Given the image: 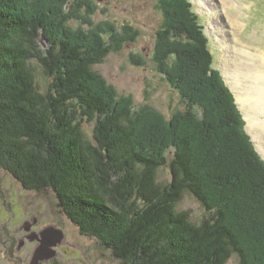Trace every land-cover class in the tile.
I'll list each match as a JSON object with an SVG mask.
<instances>
[{
    "label": "trees",
    "instance_id": "1",
    "mask_svg": "<svg viewBox=\"0 0 264 264\" xmlns=\"http://www.w3.org/2000/svg\"><path fill=\"white\" fill-rule=\"evenodd\" d=\"M35 6L0 0V167L24 188L53 189L80 232L124 264H228L234 255L238 264H264V225L259 233L251 228L264 224V160L214 67L191 0H159L164 30L156 54L188 107L170 119L143 109L159 122H146L143 133L140 110L113 100L95 69L114 48L104 28L87 32L70 25L76 11ZM175 7L184 14L175 18ZM34 59L51 79L46 89ZM198 69L199 84L191 76ZM85 121L94 122V142ZM163 166L168 182L158 176ZM185 193L206 209L201 222L177 209Z\"/></svg>",
    "mask_w": 264,
    "mask_h": 264
},
{
    "label": "rangeland",
    "instance_id": "2",
    "mask_svg": "<svg viewBox=\"0 0 264 264\" xmlns=\"http://www.w3.org/2000/svg\"><path fill=\"white\" fill-rule=\"evenodd\" d=\"M65 1L35 0V11L56 9V5H60L63 14L70 15L72 11H76L78 19H71L69 21L71 26L78 29L79 27L85 28L87 32L95 30L96 27L104 28L105 44L111 40L114 48L101 64L95 65V69L106 79L108 85L103 84L110 91L107 92L111 94L113 100L118 97L124 102H134L133 108L136 111L140 110L136 119L142 133L146 122L151 125L159 123L155 117H145L148 113H143V109L154 108L160 111L166 119H170L175 112L188 107L186 103L188 101L171 86L164 73L160 72L157 67L156 54L163 41L159 34L164 30L163 13L158 7L159 0H68L66 4L68 9H66ZM191 1L193 10L198 11L199 20L209 37V46L215 57L214 67L218 69L220 76L235 95L237 108L245 122L244 129L254 149L256 148L255 150L264 160V135L259 133L257 127L259 121L264 124V114L259 116L251 114V102L240 100L244 97L249 99L247 94L243 97L241 94L248 86L247 80L241 81L242 85L238 86V90H241L237 91L232 83L234 79L231 78V71L235 73L233 70L236 66L235 62L246 60V57L237 53L240 49L252 51L250 47L254 46L264 53V0H232L231 3H226L227 6L223 0ZM75 5L80 9L73 10ZM173 11L175 18L177 14H184V9L181 11L180 8L177 10L175 7ZM230 15L234 19L230 18ZM110 27L113 30L111 35L109 34ZM224 34L227 39H224ZM235 34L239 36V40ZM89 38L96 39L97 37L92 33ZM164 38L172 39L167 36ZM233 51L237 53V60L232 59ZM33 64L37 83L41 89H46L51 79L43 72L37 60L34 59ZM251 64L254 68L262 67V54L257 55ZM196 66L200 65L196 64ZM242 75L239 78H242ZM187 76H189L188 73ZM191 76L198 84L203 78L200 69L197 70L196 75ZM84 128L87 137L94 142V122L85 121ZM206 139L209 141L212 137ZM2 174L0 172L1 182L5 181ZM158 176L161 182H168L171 179L169 167H161ZM5 182L9 184L8 181ZM28 198L29 202L44 209L48 217L47 222H54L65 230L66 237L61 243L59 252V260L62 264H124L111 249L101 245L95 237L86 236L80 232L78 226L67 217L64 210H60L59 199L51 188L36 192ZM177 209H189L192 220L196 223L201 222L207 215L206 209L191 193H185ZM257 222L254 221L253 223L257 226L251 228L259 233V228L264 224ZM238 262V257L234 255L228 264H238Z\"/></svg>",
    "mask_w": 264,
    "mask_h": 264
},
{
    "label": "flooded vegetation",
    "instance_id": "3",
    "mask_svg": "<svg viewBox=\"0 0 264 264\" xmlns=\"http://www.w3.org/2000/svg\"><path fill=\"white\" fill-rule=\"evenodd\" d=\"M0 172L5 181L9 182L7 184L4 180L0 181V264H62L59 252L66 237L65 230L54 222H47L44 209L28 201V197L44 189L24 188L2 167ZM60 206L63 211L62 205ZM49 230L62 231L64 237L51 246V251H55L54 256L48 255L49 257L37 261V250L56 239L55 236H50L46 240L45 235Z\"/></svg>",
    "mask_w": 264,
    "mask_h": 264
},
{
    "label": "bare ground",
    "instance_id": "4",
    "mask_svg": "<svg viewBox=\"0 0 264 264\" xmlns=\"http://www.w3.org/2000/svg\"><path fill=\"white\" fill-rule=\"evenodd\" d=\"M223 1H224L225 5H226V3L229 4L232 2V0H223ZM230 18H232V15H230ZM232 19H234V18H232ZM224 36H225L224 39H227V36L225 34H224ZM235 37L237 38V40L240 39V38H238L239 36L236 34H235ZM247 45H248V43H247ZM250 48H252V51L247 50V49H240L239 50L237 48V50L240 51L237 53L240 54L241 56L246 57L247 62H245L246 61L245 59H244L245 61L240 60V62H238L239 64L237 62H235L236 66L233 67V70L235 71V73H233L231 71V78L234 79L232 83L235 85L237 91L241 90V89L238 90V86L242 85L241 81L247 80L246 82L248 83V86H246L243 93H241V94H242V97L244 96V94H247L249 99L244 97V98H240V100L244 101V102L250 101L251 102V114L259 116V115L264 114V53L261 52L260 50H258L254 46H252ZM233 52L234 53L232 55V59L237 60V53L235 51H233ZM259 54L260 55L262 54L263 66L258 67V68L257 67L254 68V67H252L251 62ZM240 75H242V78H239ZM257 127L259 128V131H260L259 133L264 135V124H262V121L258 122Z\"/></svg>",
    "mask_w": 264,
    "mask_h": 264
},
{
    "label": "water",
    "instance_id": "5",
    "mask_svg": "<svg viewBox=\"0 0 264 264\" xmlns=\"http://www.w3.org/2000/svg\"><path fill=\"white\" fill-rule=\"evenodd\" d=\"M57 195V194H56ZM57 198H59V195H57ZM61 205V204H59ZM61 231V230H59ZM50 236H55V240L53 242H48L47 244H43L36 253V260H40L43 259L44 257H49V256H54L55 255V251H51V246H53L57 241H62L64 234L61 232H57V231H53V230H49L47 231L45 238L47 240V238H50ZM49 255V256H48Z\"/></svg>",
    "mask_w": 264,
    "mask_h": 264
}]
</instances>
